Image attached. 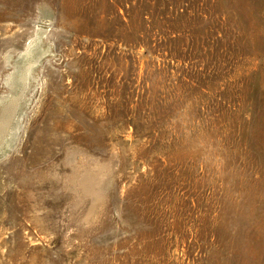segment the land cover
<instances>
[{
	"label": "rangeland",
	"instance_id": "1",
	"mask_svg": "<svg viewBox=\"0 0 264 264\" xmlns=\"http://www.w3.org/2000/svg\"><path fill=\"white\" fill-rule=\"evenodd\" d=\"M0 264H264V0H0Z\"/></svg>",
	"mask_w": 264,
	"mask_h": 264
},
{
	"label": "trees",
	"instance_id": "2",
	"mask_svg": "<svg viewBox=\"0 0 264 264\" xmlns=\"http://www.w3.org/2000/svg\"><path fill=\"white\" fill-rule=\"evenodd\" d=\"M148 92L146 90V93ZM142 104L147 108V113L146 116H141L139 119L135 118L136 137L150 139L149 144L151 146L167 139V141H170L171 150L182 146L187 136V127L180 124L176 117L178 114L175 112V108L182 106L180 97L174 93H161L156 100L148 101L145 95ZM173 173L174 171H171L170 175L173 176Z\"/></svg>",
	"mask_w": 264,
	"mask_h": 264
}]
</instances>
